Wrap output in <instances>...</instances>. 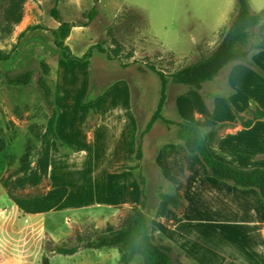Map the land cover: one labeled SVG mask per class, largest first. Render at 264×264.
Instances as JSON below:
<instances>
[{
	"label": "rangeland",
	"instance_id": "1",
	"mask_svg": "<svg viewBox=\"0 0 264 264\" xmlns=\"http://www.w3.org/2000/svg\"><path fill=\"white\" fill-rule=\"evenodd\" d=\"M97 1L83 0L79 12L70 9L67 11L68 16L61 17L62 20L74 22L78 27L92 25L88 15ZM158 1L113 0L109 11L118 10L121 6L122 10L119 19L112 24L99 16L100 10L96 6L99 17L94 20L95 25L88 35L73 36L78 40L74 49L77 54H83L98 45L105 53L93 49L92 56L83 63L68 60L66 52L55 47L54 32L49 29L55 21L50 11L56 8L62 14L59 6L61 0H26L22 21L15 27L5 22L8 3L7 0H0V49L11 53L14 46H17L8 62H0V137L5 135L6 138H1L7 144L6 150L0 154V264H153L137 232L117 248L101 251L80 249L73 257H61L53 252L58 248H73L80 243L95 241L110 227L114 231L120 230L130 219V214L139 210L149 215L155 229V243L168 254L170 264H196L159 235L155 227L157 223L153 221L162 202L161 196L172 195V183L166 181L162 171L164 152L159 154V149L164 146L160 145L162 143H165L166 148L182 147L176 127H167L163 123L154 125L152 133L144 140L145 160L139 169H135L137 144L134 142L138 141L145 130L160 100L161 84L150 67L171 75L195 63L200 56H208L229 28L236 0L231 2V10L226 19L203 17L199 13L180 17L179 12L171 9L170 3L163 1L162 6L157 7L155 2ZM249 4L252 11L264 12V0H249ZM155 11L159 18L152 17ZM145 12L150 15L145 17ZM182 26H187L188 44L180 47L176 53L167 52L163 44H178L185 39L181 38ZM150 27L152 29L148 32ZM173 30H178V33L171 35ZM22 33L24 36L20 38ZM156 37L162 38L160 43ZM250 64H238L224 71L213 82L203 85L201 92L170 83L163 117L177 123L185 121L197 125L204 134H213L211 144L215 146L226 133H234L240 127L254 126L245 137L252 144L248 153L250 156L262 155L257 156L258 160H247L250 166L252 162L255 164L244 168L264 169V161L261 160L264 159V52L255 54ZM30 68L37 69L38 75H43L53 89L59 113L57 124L67 143L60 139L56 131L61 146L57 141L52 142L55 147L52 177L48 174L37 187H20L18 179L21 177L24 159L27 157L31 169L36 168L50 113L36 89L37 77L30 87L16 88L7 85L5 75ZM115 79L126 80L132 85L134 121H130L125 113L117 115L115 108L125 107L130 100L123 96L117 97L112 107L114 116L104 125L106 131L103 136L99 135L96 155L98 132L94 104L103 87ZM141 85L146 90L143 92L146 96L143 97L138 90ZM24 135L29 137L27 142ZM131 140L134 144L132 160L126 155ZM123 142L127 144L122 146ZM237 151V155L244 157L241 149ZM195 158L205 177L217 184L200 159ZM128 170H131V177L139 190L138 201L123 204L113 212L86 211L93 204L94 183L100 195L108 191L109 180L114 179L111 173ZM139 174L146 182L145 209L140 204L142 198L136 178ZM53 185L71 190L72 197L65 208L81 206L85 210L37 216L25 215L15 206L16 198L33 200L46 196L54 189ZM224 185L244 191L229 184ZM198 188V194L194 191V203L198 209L196 220L201 223L194 226L187 224L183 229L189 231L190 236L201 239L203 247L189 242L197 256L210 260L211 264H218V259L212 256H215V251L221 250L219 247L222 248L220 235L225 230L221 225L229 220L226 217L229 207L222 206L220 211L218 209V195L231 198L232 193L227 189L219 190L217 186L212 189L204 180L198 183ZM245 191H253L262 201L256 191ZM178 207L181 208V205ZM225 237L226 234H223L222 238Z\"/></svg>",
	"mask_w": 264,
	"mask_h": 264
},
{
	"label": "trees",
	"instance_id": "2",
	"mask_svg": "<svg viewBox=\"0 0 264 264\" xmlns=\"http://www.w3.org/2000/svg\"><path fill=\"white\" fill-rule=\"evenodd\" d=\"M26 0H7L8 7L5 12V22L7 24L19 25L23 18V7ZM50 16L59 27L54 31L55 47L66 52V58L70 61L85 62L92 56L93 49L99 53L105 51L98 45L91 48L82 58H75L69 47L65 46V41L70 36L73 24L64 22L59 11L54 8L50 11ZM98 16V9L95 6L89 13V22H93ZM120 16V15H119ZM123 18V17H122ZM119 19V18H117ZM121 19V18H120ZM82 27H88V24ZM0 23V31H1ZM37 30V29H35ZM24 33L19 37L23 38ZM17 50L14 46L11 53H5L0 49V62H8L11 55ZM264 52V12L252 11L249 0H236L235 6L230 18V26L223 34L221 42L208 56H200L193 64L167 75L158 71L155 67L150 70L156 74L161 84V95L155 113L152 115L145 130L140 135L137 142V151L135 160L136 168H140L143 160V139L151 132L154 125L158 122L167 127H176L177 138L183 144L190 156L198 157L207 172L215 181L232 185L242 190H254L258 193L264 203V169L252 168L242 169L217 160L210 151L209 143L213 140V134H204L200 127L189 122H173L163 117V110L167 100V87L170 83L178 87L186 88L190 91L201 92L203 85L211 83L224 71L238 64L251 65L252 57ZM39 94L50 113L46 132L43 138V146L39 153V159L35 169H31L27 163V157L24 159V166L21 169V177L18 179L20 187L39 186L43 180L48 177L50 167V152L53 141L59 143L56 126L58 120V109L54 101V92L43 75H38L37 69L30 68L14 74H6L5 80L8 86L16 88H28L34 83ZM250 128V126L246 127ZM59 146L61 144L59 143ZM7 148L6 142L0 137V154ZM141 192V207L145 209V179L142 175L136 176ZM69 190L66 187L52 189L46 196H40L33 200L16 198L15 206L25 215H39L55 211L68 197ZM161 201L167 203L176 210L183 208L181 202L175 195H162ZM181 205V208L178 205ZM130 219L120 230L114 231L108 228L102 237L95 241H88L73 248H58L53 251L57 256L73 257L79 253L80 249L88 251H101L122 246L123 243L134 233L142 239L148 259L153 264H170L168 254L155 243V229L148 214L142 211H135L130 214Z\"/></svg>",
	"mask_w": 264,
	"mask_h": 264
},
{
	"label": "crops",
	"instance_id": "3",
	"mask_svg": "<svg viewBox=\"0 0 264 264\" xmlns=\"http://www.w3.org/2000/svg\"><path fill=\"white\" fill-rule=\"evenodd\" d=\"M111 1L113 0H99L96 2V6L100 10L99 16L102 18H106L108 23L112 24L117 20L118 15L122 10V6L119 7L118 10H115L116 12H111L109 11V8H112ZM163 1L170 3L171 9L175 12H179L180 17H184L185 15L190 13H199L198 15L203 17L217 16L223 17L224 19L227 18L226 16L229 10H231V2L234 3V0H160L158 2H155L156 6L161 7ZM82 4L83 0H61L59 6L62 14L59 12L60 16H68L67 11L70 9L79 12V10H81L80 7ZM156 6H154L155 9ZM142 9L143 11H147L146 8ZM147 15H150V13L146 14L145 17H147ZM152 15V17L154 18L160 17L156 11ZM70 24L74 25V22H70ZM93 25H95L94 21L93 24L90 26L88 25V27H78L74 25L75 27L71 29L70 36L66 40L65 46L69 47L72 55L75 58L80 59L86 53L77 54L75 52L74 45L78 42V40H76L77 38H74L73 36L76 34L88 35ZM58 27L59 24L57 22H53L51 23L49 29L50 31L54 32L58 29ZM164 28L166 29L167 26H164ZM168 28H170V26H168ZM151 29L152 27L149 28L148 32H150ZM187 30V26H182L180 33L183 35L181 36V38L185 37V39L178 44L162 43L163 49L167 52L176 53L178 50L181 49L180 47H183V45L185 47V45L188 44L187 42H189ZM177 33L178 30H173L171 32V35H175ZM160 39L162 38H158L159 41L157 40L159 43ZM62 59H60V61H63ZM115 80H111L105 87H103L101 92L96 96V103L94 104V106H96V133L98 132L96 135V155L99 135L101 137L103 136L106 131L104 125L106 124L109 118H113L114 116L112 112V107L113 105H115V99L117 97L123 96L124 98H130V100L128 101V105H126L125 107L115 108V111L118 112L117 115H119L120 113H125V115H128V117L130 118V121H134L132 117V111H134L132 102V85L126 80ZM138 90L141 92V97L146 96L145 94H143V92H146V90L143 89L142 85ZM253 127L254 126L250 128L240 127L234 133H226L225 136H222V138L218 141V144L216 146L212 145L210 142L209 148L213 156L217 160L226 164L233 166L239 165L236 166L238 168L249 169L244 167H252L255 162H252V166H250V162L247 163L246 161L258 160L256 159L257 156L262 155L259 153V155L255 156V154H252L250 156L248 153V149L252 147V144L250 141L246 140L245 137L247 134H250L252 132ZM153 129L143 139L142 161L145 160L144 147L146 144H144V140L152 133ZM56 131L59 134L60 139L67 143L64 137L60 134L59 124H57ZM1 137L3 139L6 138L5 135H1ZM23 138L27 142L29 137L24 135ZM137 142V140L134 142L135 145L137 144ZM126 144L127 142H123L122 146H125ZM129 144L130 149L126 155H128L132 160L134 156L133 140H131ZM160 145H164L161 149H159V154L164 152L163 155L165 156V158L161 162L163 163L162 171L164 177L166 176V181L168 180V182L170 181L172 183V187H170L172 191L170 193L172 195H175L181 202H183V208L182 210H176L167 203L161 202L160 207L155 212L156 218L153 219V221L157 223V225L155 226L157 229V233L159 235H162L168 241H170L176 249L180 250L182 254L188 257L193 263L211 264L210 260L206 261L200 258L199 255L197 256V254L193 251L192 247L189 244V242H192L196 246L203 247V244H201V239H199L198 237L194 238L190 236V232H185V230L183 229L184 226L187 224L194 226L198 223H201V221L196 220V211H198V209L196 208V203H194V196L199 193L198 183L204 180L212 189L217 186L219 190L225 191L227 189L228 191H230V194L232 193L231 198H228L222 194L218 195V202L220 203V206L218 205V209L220 211L222 209V206H228L229 210H227L228 213L226 214V217H228L229 220L225 221L221 225L225 230L222 231L220 235L222 248L219 247V249L221 250L215 251V256L212 257H216L218 259V264H222L225 261L229 262V264H264V203L258 199L257 195L253 193V191L235 190L231 187L225 186L223 183H220L218 181L216 182H218L219 184H216L207 177H205L203 169L201 170V165L198 163L194 156H190L187 153L183 144V148H166L165 143H162ZM54 148L55 147L52 144L49 167L50 178L52 177L53 170L52 160L54 158ZM238 149H241L243 151L244 157H242L241 155H237ZM228 152L232 154L228 155ZM158 159H160V157H158ZM261 160L264 161V159ZM110 175L114 179L109 180V188L107 192H101V194L99 195L97 193L96 183H94L95 190L93 193V204L86 211L92 209L93 211L110 210L111 212H113L112 210H117L119 207H122L123 204H128L132 201H138L140 194L139 190L135 186V182L131 177V170L124 171L118 174L111 173ZM195 179H197L198 182H196ZM192 181L194 183H192ZM57 187L59 186L53 185L54 189ZM194 191H196V194L194 193ZM71 197L72 192L70 190L68 197L58 209L52 211L51 213L39 214L37 216H49L50 214H55L59 212L77 213L85 210L81 206L75 208H65L66 203ZM210 199L212 200L211 197ZM63 209L65 211H63ZM239 209L242 210L240 211ZM223 234H226L225 238H222Z\"/></svg>",
	"mask_w": 264,
	"mask_h": 264
}]
</instances>
